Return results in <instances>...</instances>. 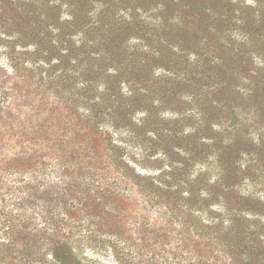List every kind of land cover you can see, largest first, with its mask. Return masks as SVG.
<instances>
[{"label":"rangeland","instance_id":"374dc122","mask_svg":"<svg viewBox=\"0 0 264 264\" xmlns=\"http://www.w3.org/2000/svg\"><path fill=\"white\" fill-rule=\"evenodd\" d=\"M22 1L24 0H0V13L3 14L4 11L10 19H14V29L19 27L18 24L34 23L38 12L47 11L43 1L49 6L55 0H36L40 1L38 5ZM261 1L264 7V0ZM78 2L76 11L85 14V20H95L97 14L99 18L102 16L97 26L88 33V38L90 41L94 37L103 39L99 47L89 48L91 52L85 56L86 71L81 79H89L94 83L102 69L114 71V67H120L123 71L119 76L122 81L121 92L124 95L128 92V85L123 81L138 79L137 82L133 81V87L144 91L145 96L134 101L130 107L122 108L118 121L123 125L122 128L115 129L108 119L99 123L97 131L108 130L112 134V140L118 147L112 150L108 139H104L103 135L91 130L78 117L69 115L66 107L53 103L52 93L62 87L60 80L48 82L44 87L38 76L19 81V113H8L2 118L0 126V207L16 208V212L30 215L34 221H41L40 211L43 210L47 217L59 221V218L66 217L63 214L66 209H73L75 206L87 208L86 201H95L99 211H103V217L95 218L82 211L77 214V220L72 219L80 227H76V234L71 237V258H65L63 264H227L228 257L224 252L228 248L225 245L229 244L230 248L234 242L235 248L230 251L233 264H264V140L256 139L258 135L264 136L263 118L262 115L251 117L255 107L252 100H241L235 93L225 92L223 97L234 105L236 112V116L231 117V111L228 114L217 105L222 94L210 88L216 75L230 70L238 76H226L228 83L236 85L235 90L245 89L248 79H251L250 75L256 77L254 70L258 73L257 67L263 65L261 56L251 55L249 51L252 48L239 43L243 27L241 17L250 16L257 6L256 1ZM192 6L194 8L191 10ZM101 7L102 13H98ZM204 8L212 18L206 14L196 15V11ZM123 11L135 16L133 25L122 28L117 23L116 17L127 15ZM156 11L166 22L163 28L155 26L152 14L157 13ZM61 15L66 16V13ZM109 27L121 34L112 38L106 33ZM213 29L220 31L217 34L220 37L216 38V35L208 32ZM126 31H129L130 37L124 39L123 33ZM26 33L28 34L23 33L22 41L17 46L31 43L33 34L30 30ZM261 33L263 40L257 36L254 40L255 49L260 47L264 51V29ZM27 45L28 49H32V44ZM234 45L236 49L233 48ZM107 47L112 49L113 54L99 61L95 60L92 52L98 48L107 51ZM152 47L157 51L159 49L166 56L165 59H151L148 48ZM29 63L30 60L25 58L20 65ZM216 63L221 66L218 67ZM9 66L4 49L0 48V90H6L13 84ZM91 66L101 68L95 73ZM259 77L261 76L258 74L257 80ZM44 82H47L45 78ZM101 87V84L98 85V89ZM115 87L118 85L115 84ZM146 111L150 113V118H147L145 124H141ZM243 117L247 119L242 121V126H237L241 129L239 132L248 139H243L241 135V139L235 134L233 136L230 127L228 131L223 129ZM128 128L131 130L128 131ZM160 132L163 135L168 133L169 136L154 137L155 133ZM229 137L235 140L232 149L252 152L251 155H241L243 164L239 167L243 173L237 171L238 183L235 190L241 196L254 199L248 207L233 208L234 214L239 216L233 222L222 215L225 210L223 202H220L222 198L218 202H211L216 213H221L223 225H232L233 231H241L240 241L231 240V232L226 234L221 244L211 241L212 247L219 251L217 254H221L217 261L211 259L199 262L197 248L194 247L193 250L192 245L196 241L194 216H198V212L190 210V205L173 206V209L176 207V213L177 210L181 213L165 224L156 219L158 205L153 208L147 205L144 209L149 212L134 214L133 204L122 198L137 194V186L129 180H120L109 190L107 187H96V180L99 178L93 172L116 175L118 173L114 168H102L107 164L116 166L120 160L121 165L127 163L133 171L135 169L136 172L150 175L165 169L172 160L176 167L185 165L179 178L183 181L182 189L186 187L184 181L187 177L191 179L200 171H205V179L210 183L217 173L214 161L217 155L213 146L219 147ZM251 157L258 158V161L249 163L248 159ZM183 160L187 164L182 163ZM248 164L249 167H246ZM21 179L25 180V186ZM17 180L21 182L13 183ZM110 189H116L117 194H111ZM213 190L219 194L218 189L214 187ZM13 194L20 197L21 206L12 205ZM170 200L174 205L175 199L171 197ZM164 206L165 204L161 207ZM85 228L93 231L83 234ZM187 231L189 247L180 240L187 235Z\"/></svg>","mask_w":264,"mask_h":264},{"label":"trees","instance_id":"16d2710c","mask_svg":"<svg viewBox=\"0 0 264 264\" xmlns=\"http://www.w3.org/2000/svg\"><path fill=\"white\" fill-rule=\"evenodd\" d=\"M255 1L257 6L253 8L250 16L247 18L241 17L243 20V27L240 30L241 37L239 38V43L245 47H249V49L252 48L249 51L250 54L253 56H261L264 60V51L259 49L260 47L255 49L256 42L254 41L257 39V36L263 40L261 31L264 29V11L262 10L264 7L262 6L263 3L261 0ZM22 2L29 5L32 3L37 5L40 4L38 3L40 1L36 0H24ZM43 2L47 11L38 12L36 21L32 24H18L19 27L17 29L13 28L14 19H10V16L4 14V11L3 14L0 13V48L4 49L5 55L9 61L10 78L13 80V84L10 87L6 90H0V126L2 124V118L8 113L13 111L19 113V81L27 79L30 76H38L41 81V86L44 87L48 82H58V80H60L62 87H60L59 91L57 90L52 93L51 99L53 103L59 107H66L69 111V115L78 117L86 123L88 125L87 127H90L91 130L103 135L104 139H108L110 149L113 150L118 148L112 140V134H110L108 130L97 131L99 128L98 126L101 120L108 119L115 129L122 128L121 126L123 125L118 123L122 108L126 106L130 107L133 105L134 101L143 99L145 96L144 91H138L136 87H133V81L137 82L138 79H133V81L132 79L131 81L130 79H126L123 81L128 85L127 95L121 92L120 83L122 81L119 79V76L123 74V71H121L120 67H114V71L102 69L98 79L96 82L94 81V83L89 79H81L84 77L86 71V67L84 66L85 56L89 55V52H91L89 48L93 49L99 47L100 42H103L101 38L94 37L91 41L88 38V33L97 26L102 16L99 18L97 14L95 20H85L84 18L87 16L76 11V5L78 6L79 4L78 0H55L52 5L49 6L46 1ZM102 4L103 3H101V5ZM192 8H194V6L191 7V10ZM123 12L127 13L125 11ZM156 12L157 13L152 14V18L156 21L155 26L163 28L166 22L161 19V15L158 14V11ZM61 13H66V16H62ZM98 13H102V7ZM203 14H206L207 17H211V14L208 13L205 8L196 11V15L198 16H203ZM133 16L134 15L130 13H127V15L122 14L119 18L116 17V21L122 25V28L125 26L128 27L133 25L135 19V16ZM23 29L27 31L30 30L33 34V39L31 43H23L17 46L16 44L22 41L23 33L25 32L26 35L28 34L26 33L27 31H23ZM128 32L126 31L123 33L124 39L130 37ZM208 32L211 35H216V38L220 37L217 36L220 31H216V29L209 30ZM106 33L110 34L112 38H117L121 34L120 31L110 27L107 28ZM27 44H32V49H28ZM143 46L148 47V45ZM233 48L236 49V46L234 45ZM148 49L151 59H165L166 56L161 53L159 49L158 51L155 47ZM92 53L95 55L94 59L99 61L100 59L111 56L113 51L107 47V51L98 48ZM25 58L30 60V63L29 65L23 64V66H21L20 63ZM216 65L218 67L221 66L219 63H216ZM100 68V66H96V68L91 66V69H93L95 73H98ZM164 68L169 70L168 67ZM257 69H259L258 73L254 70L257 76L250 75L251 79H248L249 83L245 89L241 88L242 90H235L236 85L228 83L226 76L228 78L238 76L230 70L223 71L220 75H216V80L210 84V88L222 94V98L217 101V105L219 104L218 107L224 108V111H227L228 114L231 111V117L236 116L234 105H232L227 98L223 97V93H235L241 100H252L253 103H255V107L254 105H249L251 108L254 107V115L252 114L253 116L251 117L256 118V116L262 115V126L264 128V61L263 65L257 67ZM258 74L261 76L259 80H257ZM44 78L47 82H44ZM245 78L248 77L246 76ZM100 84L102 87L98 89V85ZM115 84H117L118 87H115ZM149 114L148 111L145 112V117L140 121L141 124L146 123L147 118H150ZM124 117H126V115H124ZM246 119V117H243L229 126L226 125L223 129L228 131L230 127L233 136L235 134L239 137L238 139H241V135L243 139H248L243 133L241 134L239 132L241 129L237 126H242V121ZM1 128L2 127H0V129ZM130 130L131 129L128 128V131ZM158 135L160 138L169 136L168 133H164V136L163 133L160 132L159 134L155 133L154 137L158 138ZM256 139L264 140L263 134L258 135ZM234 145L235 140H233V137H229L225 143L222 141L219 147L213 146L217 155V159L214 160L217 173L214 180L210 183L205 179V171H200L191 179L187 177L184 181L186 189H182L183 181L179 180V178H181L180 171L184 169L185 165L176 167L177 165L173 163L172 160L169 161L165 169L163 168L154 175L136 172L135 169L133 171V168L126 162V165H121L120 160L116 166L111 167L106 163L107 165L102 168H114L118 173L116 175H103L93 172L95 177L98 175L99 178V180H96V187H107L109 190L112 185L118 184L120 180H129L133 185L137 186V194L134 197L128 195L122 198L128 199L127 201L133 204L134 209L132 211L134 214L140 211L144 213L147 212L148 210L144 209L147 205L151 208L158 205L159 212L156 219L159 221L161 220L162 223L165 224L168 222L170 223L173 218L181 213L180 210H177L176 213V207L173 209V206L179 204L190 205V210L192 209L198 212V216H194L195 224L193 227L196 241L192 245L193 250L194 247L197 248L196 251L199 252H197L199 255V262L209 261L211 259L217 261L221 254H217L219 251L212 247L213 244L211 241L216 244H221L224 242L226 234L229 235V232H231L233 233L231 240L237 242L238 239L239 241L241 240V231L235 232L233 231L234 227H232V225H223L221 213H216V210L211 207V202H218L220 198H222L220 202H223V207L225 206L222 215L227 216L229 222H233L239 219V216L234 214L233 208L241 209L242 206L248 207L254 199L249 196H241L235 190L238 183L236 179L238 176L237 174L241 172L239 166L243 164L241 162V155H251L252 152L247 150L244 152L242 149L234 150L232 149ZM259 159L262 161L260 156ZM253 160L258 161V158L251 157L248 159V162L250 163ZM182 163L187 164L186 160H183ZM249 165L250 164L246 165V167H249ZM111 171L113 172V170ZM89 174H92V172H89ZM21 180L25 186V180ZM20 182V180L13 181V183ZM214 187L219 190L218 195L214 192ZM113 189H110L111 194H117V190ZM201 191L205 193L203 194ZM183 194L186 195L184 196ZM11 196L13 197V200L11 199L13 201L12 205L17 207L21 206L20 197L14 194ZM171 197L175 199L174 205L170 200ZM131 200L134 202L132 201V203ZM86 202L88 205L87 208L72 206L73 209H66L63 213L66 217L59 218V221H54L51 217H47V215H45L46 212L43 210L40 211L43 219L41 218V221H34L30 215H21L16 212V208L6 209L5 207H0V264H56V262L58 264H63L65 258H71L73 248L71 245V237L76 234V227H80V224L76 225L72 219L77 218V214L79 215L82 211H86L95 218L103 217V211H99V206L95 201L89 200ZM232 202L234 204H232ZM164 204L165 206L162 208L161 206ZM58 213L60 212H57V214ZM140 217H143V215H140ZM125 220L126 219H124V221ZM154 221L156 222V220ZM92 231L93 230L90 228H85L83 229V234H90ZM188 233L189 231H187V235L182 236L180 239L187 247H189V243L187 242ZM245 245L248 247L247 244ZM225 246L228 248L226 252L223 251L226 257H228L227 264H233L230 251L232 248H235V242L232 243V247L230 248L229 244ZM211 254L212 256H210ZM233 258L235 260L234 256ZM128 259L130 260L129 257ZM224 260H226L225 257Z\"/></svg>","mask_w":264,"mask_h":264}]
</instances>
